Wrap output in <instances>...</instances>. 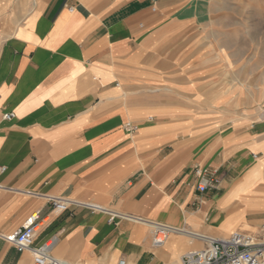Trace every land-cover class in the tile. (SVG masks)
<instances>
[{
	"label": "crops",
	"instance_id": "obj_1",
	"mask_svg": "<svg viewBox=\"0 0 264 264\" xmlns=\"http://www.w3.org/2000/svg\"><path fill=\"white\" fill-rule=\"evenodd\" d=\"M210 1L0 0V233L36 211L34 245L53 240L69 264H183L205 246L189 233L260 225L264 116L220 114L230 88L205 97L220 62ZM197 164L218 169L201 194ZM152 223L175 229L158 247ZM0 264L32 254L0 237Z\"/></svg>",
	"mask_w": 264,
	"mask_h": 264
},
{
	"label": "rangeland",
	"instance_id": "obj_2",
	"mask_svg": "<svg viewBox=\"0 0 264 264\" xmlns=\"http://www.w3.org/2000/svg\"><path fill=\"white\" fill-rule=\"evenodd\" d=\"M210 2L212 13L205 15L210 29L207 49L215 57L218 54L220 62L217 64L218 84L211 85L215 91L205 97L211 100L218 91L226 92L230 88L235 93L234 109L219 113L234 123L249 114L258 120L264 116V0ZM257 216L261 218L260 223L264 212ZM258 227L242 232L258 231Z\"/></svg>",
	"mask_w": 264,
	"mask_h": 264
},
{
	"label": "built area",
	"instance_id": "obj_3",
	"mask_svg": "<svg viewBox=\"0 0 264 264\" xmlns=\"http://www.w3.org/2000/svg\"><path fill=\"white\" fill-rule=\"evenodd\" d=\"M13 117V112L2 115L4 120H10ZM126 127L130 130L135 129L131 123H127ZM4 169L0 167V172ZM191 172L195 177V190L199 194L218 185L217 168L197 164L193 166ZM50 200L52 209L59 212L67 210L70 204L75 203L59 198H50ZM83 205L91 211H105L97 204L85 203ZM113 218L111 216L110 220ZM43 221L45 220L39 218L38 212H32L16 230L7 234L0 233V237L13 244L19 252L29 250L33 264H69L50 254L53 240L34 245V239ZM152 227L151 242L154 247H158L164 243L171 227L161 223H152ZM205 238L204 247L191 249L183 255V264H264V217L254 235L234 230L227 236ZM115 264H126V261L121 258Z\"/></svg>",
	"mask_w": 264,
	"mask_h": 264
},
{
	"label": "bare ground",
	"instance_id": "obj_4",
	"mask_svg": "<svg viewBox=\"0 0 264 264\" xmlns=\"http://www.w3.org/2000/svg\"><path fill=\"white\" fill-rule=\"evenodd\" d=\"M235 198V197H234ZM234 200V199H233ZM244 224H246V223H244ZM198 225V224H197ZM189 228V227H188ZM240 228H242V229H238L237 231H243V228H246V225L243 227V226H241ZM190 229V228H189ZM212 229V228H211ZM170 230H175L174 228H170ZM196 230V229H195ZM213 230V229H212ZM257 231H253V232H246V233H248V234H252V235H254L255 233H256ZM212 233H216V232H212ZM211 235V234H210ZM189 236L191 237V239H198L199 241H203V242H205L206 241V236L204 235V234H202V232L200 233V232H192V233H189Z\"/></svg>",
	"mask_w": 264,
	"mask_h": 264
}]
</instances>
